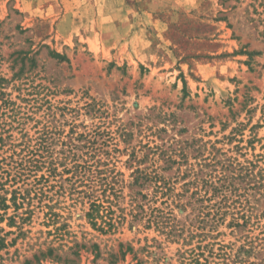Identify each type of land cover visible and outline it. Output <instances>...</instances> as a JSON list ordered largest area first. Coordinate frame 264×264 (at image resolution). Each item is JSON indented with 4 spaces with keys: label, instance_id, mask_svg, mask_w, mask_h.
Masks as SVG:
<instances>
[{
    "label": "rangeland",
    "instance_id": "obj_1",
    "mask_svg": "<svg viewBox=\"0 0 264 264\" xmlns=\"http://www.w3.org/2000/svg\"><path fill=\"white\" fill-rule=\"evenodd\" d=\"M0 86L21 105L37 98L36 115L56 109L64 132L96 135L87 154L122 180L113 216H123L100 230L87 204L65 198L54 223L42 212L21 231L0 220V264H193L179 257L191 249L204 263L208 242V264L221 244L243 257L229 264H264V248L239 251L224 226L183 241L186 231L167 237L129 211L136 168L179 173V186L209 153L262 150L264 0H0Z\"/></svg>",
    "mask_w": 264,
    "mask_h": 264
},
{
    "label": "trees",
    "instance_id": "obj_2",
    "mask_svg": "<svg viewBox=\"0 0 264 264\" xmlns=\"http://www.w3.org/2000/svg\"><path fill=\"white\" fill-rule=\"evenodd\" d=\"M8 95L0 86V220L7 219L21 231L25 221L42 212L46 224L54 223V207L68 198L73 204L88 205L85 216L93 226L113 228L123 217L113 216L122 180L108 167H101L100 160L92 159L94 154H87L88 149H94L96 135L70 129L64 132L56 109L50 105L36 115L42 108V104H36L37 98L31 97L28 104L21 105ZM260 147L262 150L250 157L245 152L237 157L223 152L220 158L217 153H209L198 169L190 166L182 174L191 178L179 186L175 185L179 173L168 181L160 172L163 168H136L130 186L139 185V205L131 204L129 211L139 209V223L174 239L186 231L183 241L194 236L203 240L215 231L220 234L217 228L224 226L229 234L242 239L239 251L264 248V143ZM162 156L165 162L176 161L169 154ZM175 156L185 160L187 154L180 149ZM130 197L135 201V195ZM256 229L261 237L252 234ZM0 243H4L1 238ZM212 246L208 242L198 248L208 247L212 254ZM218 249V264L244 261L237 250L231 253L224 244ZM203 253L191 249L188 258L184 251L179 257L182 262L208 264L209 254L204 263L200 262Z\"/></svg>",
    "mask_w": 264,
    "mask_h": 264
}]
</instances>
